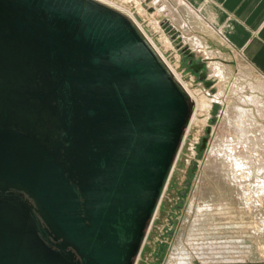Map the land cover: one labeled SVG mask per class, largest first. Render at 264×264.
<instances>
[{"label":"water","instance_id":"water-1","mask_svg":"<svg viewBox=\"0 0 264 264\" xmlns=\"http://www.w3.org/2000/svg\"><path fill=\"white\" fill-rule=\"evenodd\" d=\"M194 106L119 9L0 0V264H136Z\"/></svg>","mask_w":264,"mask_h":264},{"label":"rangeland","instance_id":"rangeland-1","mask_svg":"<svg viewBox=\"0 0 264 264\" xmlns=\"http://www.w3.org/2000/svg\"><path fill=\"white\" fill-rule=\"evenodd\" d=\"M108 1L131 13L192 95L205 104L189 128L137 264H264V197L262 201L255 195L247 209L239 192L252 193L255 180L245 188L233 184L228 168L222 175L214 166L220 162L209 154L235 136L228 120L253 108L243 98L264 102V78L176 0ZM214 103L219 104L216 114ZM255 117L264 125L256 113ZM263 173L264 169L258 174ZM201 246L217 253L199 259Z\"/></svg>","mask_w":264,"mask_h":264},{"label":"bare ground","instance_id":"bare-ground-1","mask_svg":"<svg viewBox=\"0 0 264 264\" xmlns=\"http://www.w3.org/2000/svg\"><path fill=\"white\" fill-rule=\"evenodd\" d=\"M99 1L104 2V3H106L112 7L119 9L120 11H122L125 14H127L128 16H130V18H132V16L130 15L131 13L129 11H127L123 6L117 5V4L112 3L111 1H108V0H99ZM152 1L154 3H156V2H159L160 0H152ZM176 1L179 5H182L185 10H188L191 14H195L194 11L188 5H186L184 2H182L181 0H176ZM163 5H162V8L164 9V12H165L166 7ZM132 20L135 22V24L138 26V28L141 30V32L144 34V36L147 38V40L150 42V44L154 47V49L158 52V54L162 57L164 62L167 64V66L172 71L175 78L182 84V86L185 88V90L188 92V94L190 95V97L194 101V105H195L194 111H193V115L190 119L189 126L186 130V134H185V137H184V140L182 143V146H183L185 139H186V136L189 132V128H190L191 124L194 122V120L196 119V113L198 112L199 107H203V106H205V104L201 103L200 100H198L196 97H194L192 95V93L189 91L187 86L182 82V80H180L179 76L174 71L172 66L167 62L166 58H164V56L159 51V49L157 48L155 43L152 41V39H150V37H148L145 34L142 27L138 23H136V21L133 18H132ZM168 28H169L170 32L173 34V36L176 37L177 32H176V30H174L173 26L169 25ZM177 28H179V27H177ZM173 31H175V33ZM178 39L181 41L184 40L182 38H178ZM187 52L189 54H192L190 49L187 50ZM243 100L246 103H249L250 105H252L253 108H247V109L240 110V111H238V113L235 115L234 118L228 120V123L231 126H233V128L235 130V136L229 137L226 141H224V144L222 146L220 145L219 147H213L209 151L210 152L209 154H210V157L216 156V159H218V162L221 163L220 164L217 162L218 164L214 165V166L220 170L222 169L221 170L222 175H223V168L227 167L229 169V170L227 169V171L230 172V177H231L230 179L233 182V184L236 183L238 186L245 188V186H248V184L245 185V183H247L251 179L255 180L254 184L252 183L253 184L252 189L251 188H249L251 190L248 189L252 193L244 192L246 189L244 191L242 190L243 192L242 191L239 192V196L240 195L242 196L243 200L245 201L244 203L248 207V206H252L253 199L255 198V195H259L261 197V200L263 199L262 196L264 197V178H263L264 176H261L262 174L261 175L258 174L260 171H262L264 169V125L262 123L257 122V118L255 117V113H256V115L260 119L264 120V102H261L260 100L254 99L253 97L243 98ZM254 108L256 109V111L253 110ZM182 146H181V148H182ZM180 151H181V149H180ZM180 151H179V153H180ZM178 156H179V154H178ZM216 159H214V160H216ZM174 167H175V165H174ZM214 173H216V172H214ZM225 179H227V177H225ZM249 184H251V183H249ZM166 187H167V185H166ZM236 195H238V194H236ZM256 202H254V203H256ZM259 203L260 202H258L257 204H259ZM255 205H253V206H255ZM247 209H250V207H248ZM150 228H151V226H150ZM150 228H149V230H150ZM262 230H263V228H262ZM147 235H148V233H147ZM198 249L200 250V252L197 251V256L199 257V259H202V260L210 259L208 256H211V258H212V255L214 256L217 253L216 252L217 249L212 248V247H210V248L205 247L204 248L201 246ZM198 249H196V250H198ZM136 264H137V262H136Z\"/></svg>","mask_w":264,"mask_h":264},{"label":"crops","instance_id":"crops-1","mask_svg":"<svg viewBox=\"0 0 264 264\" xmlns=\"http://www.w3.org/2000/svg\"><path fill=\"white\" fill-rule=\"evenodd\" d=\"M264 78V0H181Z\"/></svg>","mask_w":264,"mask_h":264}]
</instances>
